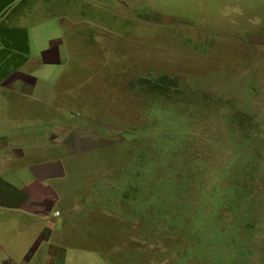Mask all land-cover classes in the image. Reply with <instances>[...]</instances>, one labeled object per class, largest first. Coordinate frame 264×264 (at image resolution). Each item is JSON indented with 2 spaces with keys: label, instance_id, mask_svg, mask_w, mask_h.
<instances>
[{
  "label": "rangeland",
  "instance_id": "374dc122",
  "mask_svg": "<svg viewBox=\"0 0 264 264\" xmlns=\"http://www.w3.org/2000/svg\"><path fill=\"white\" fill-rule=\"evenodd\" d=\"M60 1L32 0L34 5L20 4L13 14L20 0H0L1 31L22 25L30 34V43L18 46L14 56L4 44L9 42L0 40V71L8 73V57L25 60L24 79L34 81L20 93L0 78V135H20L15 149L38 153L35 159L44 163L58 160L69 170L67 189L89 208L75 212L67 227L79 230L86 247L108 250L112 264H264V200L257 205L260 231L259 224L256 233L253 224L240 230L246 211H236L237 202L232 230L226 226L215 237L224 246L214 249L206 240L209 254L200 258L193 251L184 260L181 255L199 242L189 237L192 232L166 229L160 218L168 205L152 193H142L144 214L128 210L133 200L123 202L116 183L127 182L124 166L139 163L142 149L154 162L155 143L167 136V127L171 142L184 148L179 152L191 150L206 172L194 176L195 184H217L223 170L248 157L264 173V0ZM50 41L54 53L45 56L52 62L45 63L40 52ZM152 70L174 76L171 99H156L138 80ZM162 107L167 115L160 119ZM150 178L155 182V173ZM207 200L215 198L199 195L196 201ZM183 216L179 221L190 223ZM233 236L257 247L255 257L247 251L252 261L234 249Z\"/></svg>",
  "mask_w": 264,
  "mask_h": 264
},
{
  "label": "trees",
  "instance_id": "16d2710c",
  "mask_svg": "<svg viewBox=\"0 0 264 264\" xmlns=\"http://www.w3.org/2000/svg\"><path fill=\"white\" fill-rule=\"evenodd\" d=\"M61 1L62 3H64V1L66 2L64 3L65 6L68 5L67 3L71 2V0ZM20 4L21 6H28L31 4L34 5L32 0H20L18 6L13 10H10V13L15 14ZM63 11L64 8L59 10L58 13L64 14L62 13ZM6 28L7 30L3 31H1L0 28V40L2 42L8 41L9 44H4L12 50V55H15V49L18 48V43L20 42L19 40L22 37L21 32L24 31L27 38L29 34L26 28L22 29V31L20 28ZM1 45L2 43H0V46ZM18 54L21 55L22 53ZM8 58L10 59L11 63L14 61L11 60V57ZM8 58L5 56L3 60L4 64L8 63ZM138 80H141L143 85H149L151 87V89L156 94V99L163 95H166L168 99H171V97L174 96L173 88H175V78L165 71L152 70L144 73L142 72L140 73ZM156 109L160 110V108L157 107ZM161 110H163V113L160 115V119H163V117L167 114L163 107ZM165 134L167 136L159 141L157 140L155 143L157 150L155 151L156 154L154 157V162L151 161V159H148L144 153L145 150L142 149V157L139 163L129 162L128 167L124 166V173L125 177H127V182L122 183L123 179H119L120 181L117 180L116 182H120L122 186L121 190H123V196L125 197L122 201L129 204L130 200H133L128 205V210L130 208L132 211L135 210V213L138 214V209H141L143 214L145 213V210L140 208L143 206L142 204H144L143 201L146 200V197L142 196L143 192H145L147 195L152 193L156 199L160 200L162 205L167 204V212L166 214H162V218H160L163 221L165 220L167 223L165 228L175 229L180 227V231L187 233V235L188 233L192 232L189 237H192L194 241H199L196 243L197 246H190V248L194 247L196 250H189L188 253L186 252L185 257L184 254L181 255V259L184 258V260L188 259V257H191L193 251L196 253L198 252L199 256L197 257L200 258L209 254L206 240H208L209 245L214 247V249H221L224 246V243L218 242L215 237L218 233H223L221 231H223L226 226L227 231L232 230L233 226L231 227V224H233V220L230 216L233 215L232 213L234 212L232 211V208L235 207L237 202L239 203L237 205L236 211H246L245 215H242L244 217L245 225L243 222L240 230H248L253 224V228L256 233L258 230V224L260 226L263 216L260 213L261 211L258 210V206L261 203L259 200H264V188L261 186L262 182H264V173L259 170V166L256 167V159L251 161L248 157V159L235 162L228 171L223 170L219 174V182L217 184L213 186L209 185V187L206 188L201 183L195 184L194 182L195 175L202 177L206 174L204 169L201 170L202 166L196 161V157L193 155L194 153L189 149H187L186 152H179L183 151L184 148L179 149L176 147L175 143L171 142V136H168L172 134L170 128L167 127ZM166 137L167 140L165 139ZM248 139L249 138H244V140ZM243 143L244 142L239 143V145L242 146ZM166 144L167 149H165ZM144 156H146V159ZM153 168L154 170H152ZM152 173H155V182L151 178L149 181L145 179L149 178ZM157 180H159L158 183H156ZM142 183L148 185L143 190V186H141ZM137 191L141 194L140 199ZM199 195L208 196L209 199L215 198V200H207L204 202V204H202V202L196 201L198 200ZM187 200H195V203H197L200 208L194 210L189 202L186 203ZM246 200L247 202L244 204ZM249 200L255 201V204H252V201L250 202ZM108 203L110 204V200ZM136 205L138 208H134ZM183 214L185 215L183 216ZM182 216L183 219L185 217L189 219L190 223H185L184 220L180 222L179 219ZM253 216L255 218H252ZM225 217H230V219L226 220ZM192 226H194L193 230ZM200 226L202 227V230H200V232L196 231V229ZM205 229H208L209 233L212 230L213 235H208ZM206 235L208 236L204 238ZM209 237L211 238L208 239ZM233 237L234 249H237L241 253H246L250 249L246 243L249 241L245 240V242L239 243L235 236ZM99 242L100 245H102L101 239ZM97 247V251H99L100 254L112 259V256L107 255L108 250L99 248L102 246H96V248ZM203 251L206 252L204 255ZM201 263H206V260H202ZM225 264H234V261L227 260Z\"/></svg>",
  "mask_w": 264,
  "mask_h": 264
},
{
  "label": "crops",
  "instance_id": "0c3cea01",
  "mask_svg": "<svg viewBox=\"0 0 264 264\" xmlns=\"http://www.w3.org/2000/svg\"><path fill=\"white\" fill-rule=\"evenodd\" d=\"M16 28L22 31L23 26ZM21 33L18 45L22 50L30 43V34L27 38ZM43 47L40 57L51 63L47 56L54 53L52 41ZM13 60L8 73L0 71V78L4 87L21 93L34 81L24 79L28 75L21 65L26 61ZM34 61L41 63L40 59ZM19 136L4 139L0 135V264H112L98 248L86 247L78 237L82 236L79 230L74 233L67 227L75 212L89 208L86 201L76 200L75 194L73 199L67 189L69 170L58 160L44 163L35 159L38 153L28 156L26 149H15Z\"/></svg>",
  "mask_w": 264,
  "mask_h": 264
},
{
  "label": "clouds",
  "instance_id": "9594fccd",
  "mask_svg": "<svg viewBox=\"0 0 264 264\" xmlns=\"http://www.w3.org/2000/svg\"><path fill=\"white\" fill-rule=\"evenodd\" d=\"M57 214H60V212H57ZM262 222V221H261ZM260 226H259V231H260ZM257 248V247H256ZM256 248H252L250 247L249 251L251 252V255L253 257H255V254L258 252V250ZM246 258H247V261H252L253 257L249 254V252H246Z\"/></svg>",
  "mask_w": 264,
  "mask_h": 264
}]
</instances>
